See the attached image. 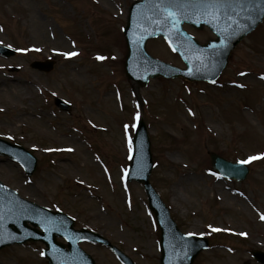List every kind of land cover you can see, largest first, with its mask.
Returning <instances> with one entry per match:
<instances>
[{
    "label": "rangeland",
    "instance_id": "1",
    "mask_svg": "<svg viewBox=\"0 0 264 264\" xmlns=\"http://www.w3.org/2000/svg\"><path fill=\"white\" fill-rule=\"evenodd\" d=\"M133 1L0 0V43L18 49L0 56V137L39 158L28 176L0 156V180L70 214L75 227L100 232L135 264H160V230L147 194L125 180L143 118L153 186L181 231L210 240L194 264H260L251 251H264V21L232 51L216 83L157 77L143 85L124 68L123 28ZM185 28L201 43L215 37L206 27ZM147 50L184 66L163 37L150 39ZM48 57L56 61L52 71L30 66ZM14 66L20 70L11 72ZM245 72L253 79L242 81ZM56 96L71 103L70 113L54 104ZM211 152L246 162V179L217 174ZM81 246L96 264H122L108 247ZM44 248L40 241L6 247L0 264H49Z\"/></svg>",
    "mask_w": 264,
    "mask_h": 264
},
{
    "label": "water",
    "instance_id": "2",
    "mask_svg": "<svg viewBox=\"0 0 264 264\" xmlns=\"http://www.w3.org/2000/svg\"><path fill=\"white\" fill-rule=\"evenodd\" d=\"M208 5H216L209 8ZM175 14V15H171ZM264 18V0H140L130 9L128 26L125 29L129 56L127 74L145 82L150 75L176 76L182 73L190 79L215 80L225 68L231 50ZM184 21L201 28L208 25L219 36L215 41L200 45L197 40L182 30ZM159 34L165 35L180 52L188 65L187 70L177 69L158 61L146 52L147 40ZM0 52L12 55L13 51L0 47ZM53 62H35L33 66L50 70ZM62 108H69L57 99ZM0 153L19 160L29 173L37 166V159L24 147L0 139ZM214 167L224 176L244 179L249 171L244 164L232 163L212 153ZM152 155L146 127L141 121L135 140V154L129 179L143 182L150 197L152 209L158 218L161 231L162 264H192L201 250L208 246L207 239L182 235L170 217L168 209L153 189L149 176L152 170ZM27 222L41 226L43 233L32 230ZM69 241L70 250L56 242V236ZM28 239H41L50 247L47 255L53 264H95L78 243L84 240L109 241L100 234L86 229L74 230L70 217L24 200L0 182V248ZM125 264L133 261L113 247ZM254 255L264 262V253Z\"/></svg>",
    "mask_w": 264,
    "mask_h": 264
},
{
    "label": "bare ground",
    "instance_id": "3",
    "mask_svg": "<svg viewBox=\"0 0 264 264\" xmlns=\"http://www.w3.org/2000/svg\"><path fill=\"white\" fill-rule=\"evenodd\" d=\"M69 44L68 43H66V45L65 46H67V47H70V46H68ZM70 51V49L68 50V52ZM240 78H242V81L244 80V81H247V80H251V79H253V77L251 76V74L250 73H246V74H241L240 75ZM114 94V93H113ZM113 94H111L110 96H112ZM109 96V97H110ZM20 118H21V116H20ZM179 197H178V194L176 193V195H175V201H177V199H178Z\"/></svg>",
    "mask_w": 264,
    "mask_h": 264
},
{
    "label": "snow or ice",
    "instance_id": "4",
    "mask_svg": "<svg viewBox=\"0 0 264 264\" xmlns=\"http://www.w3.org/2000/svg\"><path fill=\"white\" fill-rule=\"evenodd\" d=\"M209 8H214L216 7V5H208ZM171 15H175V14H171ZM66 55H76V53H71V54H66ZM99 59H103V57H99ZM250 159H257V157H251ZM244 235V234H242ZM43 255V253H42Z\"/></svg>",
    "mask_w": 264,
    "mask_h": 264
}]
</instances>
